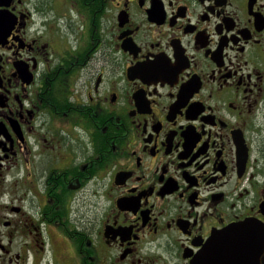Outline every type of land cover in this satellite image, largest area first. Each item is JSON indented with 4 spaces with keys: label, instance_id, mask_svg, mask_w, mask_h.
<instances>
[{
    "label": "flooded vegetation",
    "instance_id": "flooded-vegetation-1",
    "mask_svg": "<svg viewBox=\"0 0 264 264\" xmlns=\"http://www.w3.org/2000/svg\"><path fill=\"white\" fill-rule=\"evenodd\" d=\"M229 230L203 264H264V0H0V264Z\"/></svg>",
    "mask_w": 264,
    "mask_h": 264
},
{
    "label": "water",
    "instance_id": "water-1",
    "mask_svg": "<svg viewBox=\"0 0 264 264\" xmlns=\"http://www.w3.org/2000/svg\"><path fill=\"white\" fill-rule=\"evenodd\" d=\"M232 235V236H237V233H235L234 230H229L227 231L224 235H222L221 237H215L213 239V241H211L208 245H206V248L205 250L203 251L202 254H200L199 258H198V262L199 264H203L204 262V259L207 257V256H215V257H223L225 256L227 253H224L222 252V245H221V238H225V237H228L229 235ZM262 250L258 249L257 250V256L259 257L260 254H261ZM256 255V252L253 251V257ZM258 264H259V261H258Z\"/></svg>",
    "mask_w": 264,
    "mask_h": 264
},
{
    "label": "rangeland",
    "instance_id": "rangeland-1",
    "mask_svg": "<svg viewBox=\"0 0 264 264\" xmlns=\"http://www.w3.org/2000/svg\"><path fill=\"white\" fill-rule=\"evenodd\" d=\"M92 199H95L94 197H92ZM91 207H89V206H85V207H83L82 209H84L85 211H87V210H89ZM75 210V212H76V208L74 209ZM90 212V211H89ZM76 215H77V212H76ZM75 215V216H76ZM75 216H73V217H75ZM56 259L54 258V254H53V251H52V249H49L48 251H47V255L43 258V260L40 262V264H48V262H49V264H56V262H57V264H63V262H59V260H57L56 262Z\"/></svg>",
    "mask_w": 264,
    "mask_h": 264
}]
</instances>
